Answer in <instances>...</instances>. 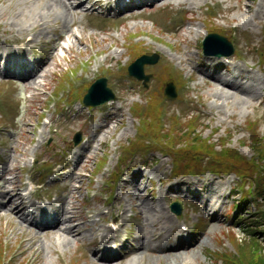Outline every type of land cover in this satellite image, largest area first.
I'll list each match as a JSON object with an SVG mask.
<instances>
[{
	"label": "rangeland",
	"instance_id": "rangeland-1",
	"mask_svg": "<svg viewBox=\"0 0 264 264\" xmlns=\"http://www.w3.org/2000/svg\"><path fill=\"white\" fill-rule=\"evenodd\" d=\"M154 5L155 7L145 10V13L149 14L148 19L128 18L114 21L104 18L102 20L105 23H96L93 21L94 17L88 16L85 12L80 13L85 8L84 4L80 8H71L68 14H63L58 0H0V41L4 43V40L10 36L14 39L20 35V25L26 26L29 23L37 25L35 29L40 30V33L36 34L39 39L45 42L51 40L46 46L48 52L45 54L44 64L46 76L44 81L40 78L37 80L38 95L33 93L35 91L27 92L20 82L1 80L3 75L0 74V95L15 92L10 96L11 110L0 99V240L4 247L0 257L6 262L11 259L8 264H102V261L92 257L88 240L78 242L72 238L68 244L58 243L53 246L50 236L44 233L37 234L33 242L25 241L21 244L26 247L32 246L38 251V259L32 262L31 251L20 256L15 251L19 247L20 240L28 235L36 236V229L20 219H13L14 224H11L12 218L5 214L7 207L3 205V193L10 190L12 181L17 187L22 185L19 171L29 167V156H36L40 162L48 160L54 164L55 161L64 162L66 152L73 153L78 146H83L86 151L81 162H78L75 173H72L73 178L70 175L66 179L67 175L60 178L70 182H65L67 185L62 188L59 198L65 201L64 205L67 207H75L79 212H90L89 208L85 210V205H92L90 197L93 190L102 189L106 185L105 179L110 176V171L115 170L123 156L120 144L136 132L137 119L132 116L130 105L134 101L144 102V93L147 92L124 72L125 64L130 60L128 44L131 42L140 41L144 50L149 53L154 52V48L160 51L157 62L145 66V71L151 72L146 86L150 88L149 90L157 87L158 80L155 74L162 73L161 62H165L164 59L172 64L174 68L172 70L176 71V74L183 72L184 81L177 95L174 98L164 99L166 111L180 112L178 103L185 96L190 102H188L190 107L197 108L201 116L194 119L197 124L196 132H200V136L210 135L213 141H217L229 131V146L234 147L239 155L244 157L253 154L254 149L249 142L252 136L249 137L245 124L249 118H257L258 134L261 135L264 131V125L261 123L264 120L262 113L264 65L258 64L259 54L255 52L249 54V49L251 46L260 48L264 34V0H201L191 7L188 2L174 3L172 6H161L158 3ZM207 14L214 15L215 24L220 26L228 37L230 29L239 31L237 40L240 41V45L237 51L239 55H246L247 60L243 64V60L235 59L227 71L219 67V72L214 69L213 62H208L206 70L226 77L232 75L234 77L231 79H236L235 83L250 87L251 95L246 96L248 99H244L242 97L244 94L241 93L229 98L216 95L214 89H222L223 85L213 80L205 83L199 74L201 69L196 66L195 61L204 56L199 42L207 34L205 22ZM29 18L35 22L28 21ZM178 24H183V27L175 32L173 27ZM195 27L199 28L198 35ZM244 35L247 39L243 38ZM61 36H63L62 43L59 41ZM60 44L69 45L64 57L63 52L55 48ZM175 44L180 51H169L168 49L172 50L171 47ZM3 47L10 49L9 42L4 43ZM117 49L122 50L117 62L110 61L109 56L115 57ZM184 53H188L187 56L193 61L179 63L178 56ZM100 56L107 58L104 63L99 62ZM93 65L99 66L98 73L92 72ZM76 66H78V75L85 76V82L97 75H108V85L113 88L116 99L119 98L120 101L117 99L114 109L110 112H107V105L104 104L90 109L80 102L75 103L69 119L63 116L61 122L56 124L58 132L51 134L48 143L36 147L37 140L42 138L40 134L50 138L49 133H46L42 127L41 118L46 116L43 114V109L52 107V103H49L50 94L57 98L56 90L60 86L61 90L67 91V96L73 98L75 86L83 81L81 77L73 74L71 76V71ZM106 68L117 71L109 74ZM52 70L54 72H51ZM191 72L194 73V77L190 80L188 77ZM238 72L241 73L235 76L234 74ZM68 84L71 87L66 90ZM108 116L114 119L108 121ZM202 123L207 126L201 127ZM187 124L183 126L186 127ZM99 125H102V128L98 132ZM214 128L218 131L212 133ZM42 129L43 133H41ZM76 130L81 132L84 139L81 137L80 141L73 145L72 135ZM95 134L97 137L91 141ZM189 135L194 137L191 133ZM102 156L106 157L104 168L99 173H95L94 169ZM74 160L75 155L71 162ZM125 162L137 167L141 163L147 164V168L143 171L144 177L140 179L138 176L139 178L132 181L131 185L125 186L121 177L120 180L118 179L117 188H121L122 192L116 193L115 188L112 196L114 201L110 202L114 212L119 207H125L135 215L131 221H127V225L125 224L126 228L133 232L135 241L136 236L140 235L145 240L149 239L156 243L154 234L160 233L166 245L176 243L178 217L186 218L189 223H195L198 229L196 237L198 241L192 246L178 248L174 255H169L168 252L160 251L153 246L154 248L147 251L138 264H209L211 261L208 259L207 249H232L227 237L228 222L225 213H232L233 201L239 196L238 193L229 192L236 180L234 175L204 173L200 176L173 178L170 176L169 157L150 151L145 155L137 154L132 159L122 161V166L126 164ZM39 164L38 161L34 168L35 176ZM48 176L49 174H44L40 180L51 182L52 177ZM193 179L199 181L195 182ZM116 197L119 201L115 199ZM173 199L182 203L179 215L169 209V203ZM17 203V196H14L12 204ZM158 203L163 205L161 209L158 208ZM91 227L87 221L80 224L85 238L93 235ZM234 232L237 236H241L237 227L234 228ZM166 235H169L168 239ZM256 236L264 247V235L257 233ZM231 238L234 240V235L231 234ZM133 243L136 246L139 244V242ZM192 253L196 256L195 260L190 257ZM175 255L180 257L173 262L171 259ZM126 260L113 264H122ZM217 263L223 264L221 260Z\"/></svg>",
	"mask_w": 264,
	"mask_h": 264
},
{
	"label": "trees",
	"instance_id": "trees-1",
	"mask_svg": "<svg viewBox=\"0 0 264 264\" xmlns=\"http://www.w3.org/2000/svg\"><path fill=\"white\" fill-rule=\"evenodd\" d=\"M262 52L264 54V50ZM151 115L154 116L155 111ZM193 127L194 123H189L186 127L180 126L178 128L173 125L165 132L164 139H159L161 128L157 123L154 129L156 138L153 140V145L158 148L161 147L162 151H167L165 150L166 147L172 149L176 170L187 172L195 168L196 165H200L195 163L197 159L206 156V165H200L201 167L210 168L217 172H234L239 177L246 174L254 180L253 189H255L257 196V201L254 202L256 211H252V207L247 204L249 198L247 197L246 190L240 200V204H237V210L241 208V211L245 210L247 214L249 213L247 216L238 215L236 222L237 226H242L241 221H243L244 228H247V230L244 229L247 233V239L239 241L235 234L231 232L234 235V243L237 246L235 247L236 251L232 253L225 252L219 255L227 264H264V247L258 240V236H256L257 233L264 235V167L261 163V160H264V135L260 136L255 129V123L249 122L250 137L252 136L251 145L257 150L260 160H245L242 155H239L233 148L226 145V140H221L219 149H215V146H212L208 139L204 140L201 136H197ZM173 132H176L175 138L170 136ZM189 133L194 137H191ZM178 144H181V146L176 147ZM179 150L186 160L182 161ZM255 219H261V222ZM258 227H260V231Z\"/></svg>",
	"mask_w": 264,
	"mask_h": 264
},
{
	"label": "bare ground",
	"instance_id": "bare-ground-1",
	"mask_svg": "<svg viewBox=\"0 0 264 264\" xmlns=\"http://www.w3.org/2000/svg\"><path fill=\"white\" fill-rule=\"evenodd\" d=\"M197 1H201V0H164V3L166 4H179V3H183V2H188L190 5L189 7L193 6L194 4L197 3ZM85 2L82 0H58V3L61 7V12L63 14H68L70 12V9L73 8H80V6ZM162 4V3H161ZM140 9L138 8H134L132 10H130V13L132 12H139ZM129 13V14H130ZM132 13V15L134 14ZM129 16L122 12V19H128ZM32 18H29L28 21H33L31 20ZM41 18H38V20H40ZM136 23H134L133 25H135ZM37 27V25L35 26V24L29 23L26 26H22L20 25V36H18V41L19 42H25L26 39H28L29 41H34V39L32 37H24V34L32 31L35 34H39L40 30H36L35 28ZM35 29V30H34ZM196 33L197 35L199 34V28L195 27ZM11 40V36L10 38L6 39L4 43L8 42ZM3 41H0V49H3L4 52H8L9 50L6 47H3ZM174 49L177 51L179 50V47L177 44L174 45ZM155 51H158V48H154ZM47 53H44V55ZM44 55L42 56L43 61L44 60ZM188 53H184L181 54L180 56H178V60L179 63H183L184 61L187 62H192V58L190 56H187ZM172 56V55H170ZM173 59V56H172ZM214 63V69L219 72V63L218 61L215 60V58H212L210 56H202L200 58H198L195 61V64L198 68H200L201 70L199 71V74L202 76V78L204 79L205 83L208 82L210 83V80H213L215 83L217 84H222L223 87L222 89H214L216 90V95L218 96H225L226 98L229 97H235L236 93H241L244 94L242 97L244 99H248L246 98V96H250L251 95V89L250 87H248L245 84H237L234 81L236 79H231V77H234L232 75H230V77H226L222 74H212L210 72H208L207 69V63ZM167 64V61L164 62V65L162 66V73L159 76V80L162 81L163 79V71H165V65ZM243 65V64H242ZM46 69L44 68V66L40 67L35 75L38 77H45L46 73H45ZM40 72H43L40 74ZM241 72H238L237 74H234L235 76H238ZM230 74V73H229ZM36 76H34L33 74H30L29 76H23V75H12L13 78L15 79H19V80H25L28 82V86L29 87H36L39 83L36 82ZM191 76H194V73L191 72ZM245 85V86H244ZM228 88L232 91H228ZM213 94V92H212ZM214 95V94H213ZM114 109V108H113ZM102 128V125L98 126V130H100ZM3 205L7 207L6 213L8 214L11 218V224L13 225V219H20L23 222L28 223L29 225L36 227V228H40L44 230V234L45 235H51L50 240H52L55 243H65L68 244L71 241L70 236L74 237V239H77V237L79 235H81V229L79 227L78 224V220L80 218L83 217V213L81 212H73L71 215H66V211L63 209L64 207H62V211L61 214L64 216V218H60L57 222H55L53 225H51L49 227L46 226H42V225H36L33 223L32 219L30 217H28V215L26 214L25 210H24V206H22V203H17L16 205H13V199H14V195H11V193L9 191H6L3 193ZM158 208L161 209L163 207V205L161 203L157 204ZM152 206H150L151 208ZM1 211V209H0ZM54 226V227H53ZM156 237V243H153L152 241H150L149 239L146 240V242L139 244L138 248L134 251L135 256L137 257V259L141 258L147 251L152 250L154 247L158 248L160 251H166L169 253V255H174L175 252L178 250L179 247H181V245H166L163 242V235H161L160 233H156L154 234ZM169 238V235H166V239ZM27 240L29 242H33L35 240V237L33 235H28ZM154 246V247H153ZM34 253H36L35 258L39 257V253L37 251H34ZM92 255L94 256H98V258L103 262L102 264H111L109 262H111L110 260H108L106 257H104V255L102 254H98L97 251H93ZM180 255H175L171 260L173 262H176L179 259ZM191 258H193L195 260L196 256L195 254H191L190 255ZM126 264H133V260L130 259V262L126 263Z\"/></svg>",
	"mask_w": 264,
	"mask_h": 264
},
{
	"label": "water",
	"instance_id": "water-1",
	"mask_svg": "<svg viewBox=\"0 0 264 264\" xmlns=\"http://www.w3.org/2000/svg\"><path fill=\"white\" fill-rule=\"evenodd\" d=\"M210 41H217L218 43H222L223 45H227L229 47V43L228 41L226 40L225 37H222L220 35H217V34H209L207 36L206 39H204L203 41V48H204V52L206 54H215V52H210L208 51L207 49V46H208V43H210ZM223 53L225 54H229L231 52V49L227 50V51H222ZM222 52H217L220 53V54H223ZM145 62H149V63H153L155 62V59L154 58H151V57H148V56H141L139 57L138 59L135 60V62H133L130 66H129V72L133 75H135L137 78L141 79V78H144V80L147 79V76H145L143 74V71H142V66ZM97 88V89H96ZM102 88V91L104 92L103 95L98 98V99H94V96L95 93L97 92V90L101 89ZM104 89V90H103ZM172 87L170 86V84L166 87L165 89V93L168 94V95H172ZM108 91V92H107ZM106 92V93H105ZM113 94L111 93V91L109 89L106 88L105 86V80L104 79H98L96 80V82H94L89 90H88V93L85 95V99H84V102L86 104H92V105H96V104H99V103H102L110 98H113ZM176 212H179V209H176Z\"/></svg>",
	"mask_w": 264,
	"mask_h": 264
}]
</instances>
